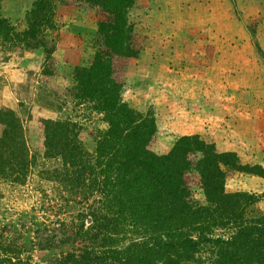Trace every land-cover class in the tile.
<instances>
[{"label": "trees", "instance_id": "1", "mask_svg": "<svg viewBox=\"0 0 264 264\" xmlns=\"http://www.w3.org/2000/svg\"><path fill=\"white\" fill-rule=\"evenodd\" d=\"M53 1L34 0L29 17L35 27L53 12L47 9L51 2L94 17L92 61L74 68V84L64 92L79 104H90L107 128L90 154L70 120L38 121L45 158L60 160L52 173L64 190L79 187L83 201L99 196L88 215L90 226L82 223L59 240L46 234L41 248L60 244L64 237L72 243L76 235L81 245L58 264H264V216H245L242 194L224 189L221 165L233 156L239 172L261 176L264 169L240 164L235 153L220 152L196 135L180 137L158 156L151 149L157 139L153 113H141L121 99L124 73L139 58L143 42L128 19L137 0ZM47 59L51 66L53 58L48 54ZM0 125V177L21 182L31 166L22 126L9 109L0 110ZM196 185L204 206L193 202ZM128 227L133 237L124 244L127 239L120 237L129 234ZM20 256L0 241V264H24Z\"/></svg>", "mask_w": 264, "mask_h": 264}, {"label": "rangeland", "instance_id": "2", "mask_svg": "<svg viewBox=\"0 0 264 264\" xmlns=\"http://www.w3.org/2000/svg\"><path fill=\"white\" fill-rule=\"evenodd\" d=\"M187 1L192 5V12H187L185 15L198 29L199 23L209 21L210 11L203 5L200 8L203 0ZM33 2L34 0H0V110L13 111L19 120L31 164L26 177L21 182L13 178L0 177V241L8 249L19 250L24 264H58L62 257L81 245L80 237L73 235L72 243L64 240V237L60 244L52 242L49 244L51 248L48 246L41 248L42 243L49 238H46V234L53 237L56 235L59 240L66 232L78 231L82 223L83 228L90 226L92 219L88 215L95 207L99 196L96 193L92 196L88 195L87 200L83 201L82 189L79 187L74 190L68 186L64 190L57 176H53L52 173L53 169L60 167V160L45 158L44 144L38 133V121L40 119L70 120L76 125L75 132L81 144L90 154L94 151L97 136L106 130L107 124L102 115L91 109L90 104H79V101L65 95L64 92L74 84V68L87 67L92 61L94 53L92 38L96 32L94 17L75 6L58 3L52 5L54 3L52 0L53 3H49L47 9L53 12L47 15L48 19L44 18L46 22L41 21L35 27V22L29 17ZM211 3L217 2L211 0ZM220 4L222 12L212 14L211 21L226 14L228 16L225 20L228 24L223 29L212 30V37L227 33L228 39L237 36L248 42V50L252 52L253 60H248L247 68L253 70V73H258L259 69L262 83L264 81V0H224ZM224 6L226 9L223 10ZM47 9L45 8L44 12ZM169 14L174 16L179 13ZM159 17H161L159 0H137L128 14L133 31L143 39L140 55L148 51L147 56L154 59L156 57L153 58V55L156 54L158 61L159 26L153 23H159ZM211 24L216 25L214 22ZM240 30L242 34L238 33L241 32ZM195 32L196 30L193 31L194 35L198 33ZM165 37L169 47L168 52L175 58L173 65L169 60L168 64L171 66L167 65L166 68L169 70L160 73L156 65L152 64L150 72L152 75L144 71L142 74L133 73L135 68L129 64L130 68L134 69L132 73L131 70L124 73L120 90L122 101L129 107L141 113H153L157 139L151 149L158 156L165 154L173 142L180 137L189 136L188 121L201 129L203 123L201 118L207 111L193 110L192 107L198 102H203V98L213 106L208 110L209 118L205 126L209 139L199 138L211 143V133L219 130L220 127V113L227 115L226 109L218 108L219 101L227 103L237 96L235 93H219L224 91L225 87H232V82L230 77L222 76L217 79L218 75L208 78L215 85L210 90L207 88L210 92L205 95L191 93L190 89L195 85L189 86L188 55L181 54L185 47L176 45L171 49L173 45L171 42L181 39L182 35L171 33ZM186 38H189L187 33ZM160 40H163L162 36ZM202 50L208 57L214 52V46L205 44ZM48 54L53 58L51 66L47 59ZM245 55L252 58L249 51H245ZM135 60L130 63H135L133 62ZM146 65L150 63L147 62ZM45 66H48V70L43 71ZM170 68H174L175 71ZM52 70L55 71V75L52 74ZM142 75L150 81L145 80ZM244 82L246 83V77ZM155 84L159 85V89ZM260 97L264 98V95ZM1 131L0 125V136ZM261 157L260 160L263 161L264 155ZM231 158L233 159V156ZM231 158L221 160L227 162L226 165H221L225 191L229 194H242L241 197L246 202L245 216L248 219L264 216V182L262 181L264 175L238 173L239 166H236V161L234 159L232 161ZM255 161L256 159L250 163L243 161L245 163L243 165L256 166L258 159L257 162ZM244 169H247V166H244ZM258 172L264 173H260V170ZM192 195L195 205H206L200 186H193ZM126 231H129V234L120 237L127 239L124 244L133 237L132 228L128 227ZM207 261L205 264L211 262V260Z\"/></svg>", "mask_w": 264, "mask_h": 264}, {"label": "crops", "instance_id": "3", "mask_svg": "<svg viewBox=\"0 0 264 264\" xmlns=\"http://www.w3.org/2000/svg\"><path fill=\"white\" fill-rule=\"evenodd\" d=\"M216 2L217 3L212 4L211 0H203L200 3V8H202L203 5L204 8L210 11V19L208 22L199 23L200 27L196 29L195 23L185 15L187 12H192V5H190V2L187 0H159V15L161 17H159V23H153V25L159 26V61L158 55L156 56V54H154L153 58H156L150 59L147 56L148 51H145L141 53L137 60L133 61L135 63L130 64L135 68L133 73L142 74L144 71V73L147 72L149 74L152 64L156 65L160 73L164 72L163 70H169L166 69L168 68L167 65H173L175 58L172 53L168 52L169 47H167L168 44L165 41V35L171 33L182 35L181 39H176L171 42V44H173L171 49L176 45L185 47L184 49L186 51L183 50L181 54L184 56L188 55L189 66L188 70H185L188 71L189 86L195 85L193 89H190V92L195 95H199L200 93L205 95L207 92H210L209 90L211 87L215 85L208 78H212L213 75H218L216 76L217 79L222 78V76H224V78L230 77V82H232V87H225L224 91H219V93L237 94V96L227 103L219 101L218 108L226 109L227 115L220 113V127L219 130H214L213 133H211V143H213L220 152L235 153L240 164L250 163L254 159H256L255 162H257L258 159V165L264 168V161L260 160L262 158L261 156L264 155V98L260 97V95H264V90L263 94H261V90L264 89V81L262 83L260 82L259 69L257 70L258 73H253V70L247 68L248 60H253L252 52L248 50V42L237 36L236 38L228 39L227 33H221L219 37H212V30L223 29L228 24L226 21L228 15L226 16V14L225 16H220L219 18H215L214 21H211L212 14L222 12V5L220 2H224V0H216ZM193 6L196 7L195 5ZM224 9H226V6L223 7V10ZM171 12H178L179 14L171 16L169 14ZM211 22H214L216 25L212 26ZM195 30V33L198 32L196 34L198 38L193 34ZM240 31L241 32L238 33L242 34V30ZM186 33L189 35V38H186ZM161 36L163 39L162 41L160 40ZM192 39L195 42L191 41ZM202 44H204V46L205 44L206 46L213 44L214 52L208 57L205 56L202 50V48H204ZM245 51H249L252 58L248 57V55L246 56ZM169 57L170 59H167ZM169 60L172 61L171 65L168 64ZM147 62H149L150 65L147 66ZM134 68H130L129 65L127 73L129 70H131L132 73V69ZM137 68L139 69L138 71ZM170 70L175 71L174 68H170ZM177 72L179 73L180 71ZM157 74L159 75V73ZM149 75H152V73ZM142 76L145 80L150 81L145 78L144 75ZM245 77L246 83L244 82ZM155 87L159 89V85L155 84ZM207 88L209 90H207ZM253 99H255V101ZM260 104H262L261 108ZM212 106L211 103L206 102L203 98V102H198L192 107L193 110L201 109L207 112H205L201 118L203 122L201 129L198 125L188 121L189 136L196 135L203 140L209 139L205 126H207L206 120L209 118L208 110L211 109ZM229 107L230 111L228 112ZM157 109H159V106ZM240 110H243V112H240ZM243 161H245V163ZM262 181L264 182V180Z\"/></svg>", "mask_w": 264, "mask_h": 264}]
</instances>
